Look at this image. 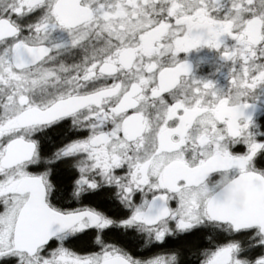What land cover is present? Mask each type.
<instances>
[{
	"label": "snow or ice",
	"instance_id": "snow-or-ice-1",
	"mask_svg": "<svg viewBox=\"0 0 264 264\" xmlns=\"http://www.w3.org/2000/svg\"><path fill=\"white\" fill-rule=\"evenodd\" d=\"M262 124L264 0H0V264H264Z\"/></svg>",
	"mask_w": 264,
	"mask_h": 264
},
{
	"label": "flooded vegetation",
	"instance_id": "flooded-vegetation-1",
	"mask_svg": "<svg viewBox=\"0 0 264 264\" xmlns=\"http://www.w3.org/2000/svg\"><path fill=\"white\" fill-rule=\"evenodd\" d=\"M180 55H181V58H183L185 54L181 53ZM187 55H188L189 60L193 64V70L195 74L198 76H206L209 73L215 72L216 66L220 63L218 54L216 53V51L208 49L207 47L201 48L199 50H192ZM226 71H227L226 67L221 69V73H224ZM221 73H216L215 78L219 79L220 82L223 83L224 81H223V76L221 75ZM68 123H69L68 121H65L61 125L58 126V128L60 129V134H62V132L67 129ZM259 130L261 132H264V124H262ZM53 139L56 140L57 143H59V134H54ZM45 148H48L47 143H45ZM135 243L139 245L143 243V240L137 239ZM170 243H173V241H170Z\"/></svg>",
	"mask_w": 264,
	"mask_h": 264
}]
</instances>
